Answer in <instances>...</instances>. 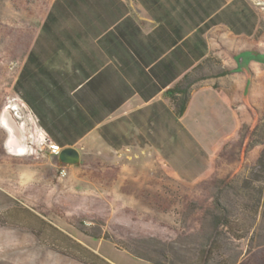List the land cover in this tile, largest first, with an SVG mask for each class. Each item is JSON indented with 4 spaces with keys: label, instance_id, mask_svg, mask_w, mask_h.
Masks as SVG:
<instances>
[{
    "label": "crops",
    "instance_id": "crops-1",
    "mask_svg": "<svg viewBox=\"0 0 264 264\" xmlns=\"http://www.w3.org/2000/svg\"><path fill=\"white\" fill-rule=\"evenodd\" d=\"M252 1L48 0L18 45L12 125L75 147L81 163L118 164L119 179L156 163L181 180L207 176L262 121L264 14ZM192 72L180 115L173 89ZM242 145L255 165L264 144L249 149L248 134ZM186 146L202 164L185 166Z\"/></svg>",
    "mask_w": 264,
    "mask_h": 264
},
{
    "label": "rangeland",
    "instance_id": "rangeland-1",
    "mask_svg": "<svg viewBox=\"0 0 264 264\" xmlns=\"http://www.w3.org/2000/svg\"><path fill=\"white\" fill-rule=\"evenodd\" d=\"M47 2L0 0V264H264L263 218L241 239L216 236L212 222L221 180V202L237 207L233 185L254 167L241 161L252 131L242 130L222 165L198 180L175 178L158 163L135 178L119 179L112 162H80L73 172L51 154L31 153L42 140L14 124L27 152L8 147L1 119L15 117L18 45L32 39V18ZM252 2L264 14V0Z\"/></svg>",
    "mask_w": 264,
    "mask_h": 264
},
{
    "label": "trees",
    "instance_id": "trees-1",
    "mask_svg": "<svg viewBox=\"0 0 264 264\" xmlns=\"http://www.w3.org/2000/svg\"><path fill=\"white\" fill-rule=\"evenodd\" d=\"M56 4H54L55 6ZM47 25V22L45 23ZM264 59V57H259ZM203 67L199 65L194 71L197 73L201 71ZM194 73V74H195ZM194 74H186L183 87L181 85L178 88H174L173 92H177V89L181 95L178 98V110L181 115L186 110L190 96L191 86L197 80V76L194 78ZM196 75V74H195ZM199 78L204 77V73L198 75ZM16 88V86H15ZM252 141L249 146L252 147L256 144H264V113L262 114L261 123L252 131ZM205 155L202 152H198L196 148H185V166L187 168L194 167L202 164ZM60 164H64L61 163ZM186 180H193L190 177L185 178ZM228 184L226 180H221L217 187V193L214 197L215 206L217 212L212 216V222L217 235H224V230L231 236L241 239L246 237L254 226L253 221L260 216L264 219V148L262 149L260 156L251 168L250 175L244 177L238 185H233V189L238 197L236 202L237 207L229 209L221 202V194L224 191V186ZM215 244L212 243V245Z\"/></svg>",
    "mask_w": 264,
    "mask_h": 264
},
{
    "label": "bare ground",
    "instance_id": "bare-ground-1",
    "mask_svg": "<svg viewBox=\"0 0 264 264\" xmlns=\"http://www.w3.org/2000/svg\"><path fill=\"white\" fill-rule=\"evenodd\" d=\"M1 123H2L3 127H5L8 130V132L10 134V138L8 140V147L12 148L13 150H16V151L26 150V144H24L22 142H21L22 143L21 145L17 144L18 143V140H16L18 138L17 131H16L15 127L12 125L7 112H4L2 119H1ZM22 139L24 140L23 137H22Z\"/></svg>",
    "mask_w": 264,
    "mask_h": 264
},
{
    "label": "water",
    "instance_id": "water-1",
    "mask_svg": "<svg viewBox=\"0 0 264 264\" xmlns=\"http://www.w3.org/2000/svg\"><path fill=\"white\" fill-rule=\"evenodd\" d=\"M58 159L64 164H78L80 163L81 157L80 152L75 147H63L58 154Z\"/></svg>",
    "mask_w": 264,
    "mask_h": 264
},
{
    "label": "built area",
    "instance_id": "built-area-1",
    "mask_svg": "<svg viewBox=\"0 0 264 264\" xmlns=\"http://www.w3.org/2000/svg\"><path fill=\"white\" fill-rule=\"evenodd\" d=\"M37 139H34L35 144H37V140L38 137L36 136ZM40 140H42L41 145L37 148L32 147L31 148V153H36V154H40L44 149H49L50 152L54 153V154H59V152L61 151V147L60 145H58L55 142L49 141V139L47 138H40ZM27 152V150H26Z\"/></svg>",
    "mask_w": 264,
    "mask_h": 264
}]
</instances>
